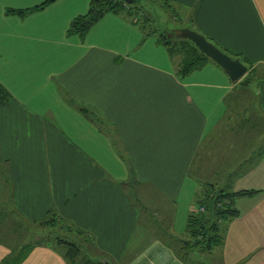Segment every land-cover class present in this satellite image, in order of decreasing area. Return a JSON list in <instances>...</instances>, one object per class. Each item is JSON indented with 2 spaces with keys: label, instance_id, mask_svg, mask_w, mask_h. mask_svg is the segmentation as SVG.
<instances>
[{
  "label": "crops",
  "instance_id": "1",
  "mask_svg": "<svg viewBox=\"0 0 264 264\" xmlns=\"http://www.w3.org/2000/svg\"><path fill=\"white\" fill-rule=\"evenodd\" d=\"M44 1L0 0V83L10 93L0 103V195L28 222L58 212L114 264H190L141 227L133 190L145 184L164 197L153 216L170 201L166 231L184 239L200 189L191 168L231 99L254 97L264 127V0H167L192 22L189 29L261 75L254 88L236 86L211 58L196 75L179 76L185 55L123 13L106 12L84 34L69 32L92 0L17 12ZM263 127L260 149L236 160L217 186L254 191L234 200L239 213L226 222L216 252L222 264H264ZM11 253L0 240V264ZM19 264L69 261L46 242Z\"/></svg>",
  "mask_w": 264,
  "mask_h": 264
},
{
  "label": "rangeland",
  "instance_id": "2",
  "mask_svg": "<svg viewBox=\"0 0 264 264\" xmlns=\"http://www.w3.org/2000/svg\"><path fill=\"white\" fill-rule=\"evenodd\" d=\"M131 4L137 5L143 12L140 17H144V15L149 17L148 29H154L158 35L163 34L167 40L171 39L172 42L183 39L181 35L193 26L191 21L185 20L178 7L172 3L169 4L167 0H135ZM202 65L192 70L195 73L194 75L198 73V69L203 67ZM179 76H182V73H179ZM247 78L250 79V87L254 88L259 83L258 80L261 75L251 69L235 85L248 86L242 84V81ZM262 118L255 109L254 97L243 94L238 102L233 101L232 98L227 116L213 134L203 142L198 151L197 158L191 168V174L196 176L201 183L212 182L216 187L227 180L229 171L234 167L233 163L236 160L238 162L241 156L248 155L250 150L260 149V144L263 142H259L257 137L259 130L261 131L263 127L261 125ZM197 186L200 188L199 182ZM133 192L143 210L141 227L142 225L146 226L152 232L164 237L180 251L181 242L172 238L171 233L166 231L167 224L169 225L167 217L168 211L171 209L170 201L165 202L169 208L164 203V207H162L164 210L160 209L156 212V216H153V208H155L156 203L164 199L160 192L154 187L151 190L145 184L141 185L138 190H133ZM193 198H196L195 194ZM177 228H179V225ZM47 229L48 227L42 228L36 222L25 220L22 214L20 215L13 209L10 202L2 194L0 195V240L10 245L14 259L20 256L25 247L46 242L68 253V246L60 243V238H65L73 243L76 241L79 244L80 250L72 259L69 257V264H95L93 259L97 258V255H102L97 253L92 238L86 233L82 235L78 232H62L59 229H52V232H49ZM184 232H186V228H184ZM191 256L194 257V254H191ZM187 258L191 261L190 257ZM205 259H212L215 264H221L219 253L212 255L206 253Z\"/></svg>",
  "mask_w": 264,
  "mask_h": 264
},
{
  "label": "trees",
  "instance_id": "3",
  "mask_svg": "<svg viewBox=\"0 0 264 264\" xmlns=\"http://www.w3.org/2000/svg\"><path fill=\"white\" fill-rule=\"evenodd\" d=\"M51 1L52 0H46L28 9H17V12L26 14L36 8L43 7L46 3ZM109 11L123 13L128 18L137 19L136 23L140 24L149 33L155 32L154 29L147 28L149 17L145 15L144 17H140L143 15V12L139 7L131 3L129 4L124 0H92L88 12L72 20L69 32L84 34L96 21ZM181 36L183 39L172 42L171 39L167 40L164 35L163 42L169 47L172 54L183 53L185 55L186 58L179 69V73L186 75L197 66L203 64L210 57L202 53L196 44L192 40L186 38L184 34ZM242 84L250 85V79L247 78L242 81ZM9 97L10 93L6 87L0 83V103L6 102ZM200 185L201 187L197 191L195 199V206L198 210L192 211L188 216V238L179 239L181 245L180 251H178L190 264H215L212 259L206 260L205 254L209 253L212 255L217 252L223 241V231L226 222L239 213L234 206L235 198L240 195L251 194L254 191L239 190L236 192H229L217 188L212 182L201 183L200 181ZM34 222L40 224L42 228L48 227L47 230L49 232H52V229H59L62 232H78L79 234L85 235V232L81 228L53 210H50L44 219ZM60 243H64L68 246V253L65 252L68 259L69 257L72 259V257L77 254V251L80 250L79 244L76 241L73 243L65 238H60ZM32 247L33 246L25 247L17 259H14L13 253H11L10 257L1 264H19L28 255ZM191 254H194V257L191 256ZM101 256L97 255V258L93 259L95 264H105L98 259ZM187 257H190L191 261Z\"/></svg>",
  "mask_w": 264,
  "mask_h": 264
},
{
  "label": "water",
  "instance_id": "4",
  "mask_svg": "<svg viewBox=\"0 0 264 264\" xmlns=\"http://www.w3.org/2000/svg\"><path fill=\"white\" fill-rule=\"evenodd\" d=\"M127 3H133L135 0H124ZM184 36L192 40L200 51L213 59L216 63L222 66L228 73L232 81H238L248 72V65L245 64L240 58H235L222 48L217 46L206 35L201 34L195 30L188 29L185 31ZM105 264H114L109 258L101 256L98 258Z\"/></svg>",
  "mask_w": 264,
  "mask_h": 264
},
{
  "label": "built area",
  "instance_id": "5",
  "mask_svg": "<svg viewBox=\"0 0 264 264\" xmlns=\"http://www.w3.org/2000/svg\"><path fill=\"white\" fill-rule=\"evenodd\" d=\"M201 209H203V208H201ZM198 209H197V207L196 208H194V211H197Z\"/></svg>",
  "mask_w": 264,
  "mask_h": 264
}]
</instances>
